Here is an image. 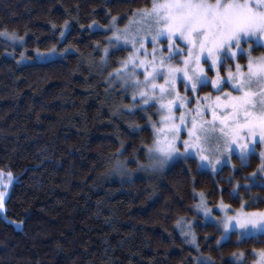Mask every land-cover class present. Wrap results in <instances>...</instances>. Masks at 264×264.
Wrapping results in <instances>:
<instances>
[{
	"label": "trees",
	"instance_id": "16d2710c",
	"mask_svg": "<svg viewBox=\"0 0 264 264\" xmlns=\"http://www.w3.org/2000/svg\"><path fill=\"white\" fill-rule=\"evenodd\" d=\"M151 4L0 0V172L16 179L0 217V264H195L200 256L236 264L231 256L239 251L251 264L254 252L264 251V235L239 241L234 233L218 245L221 228L201 219L195 249L177 228L194 217L196 191L211 205L238 208L234 182L257 170L259 154L247 166L235 156L236 165L217 174L194 158L178 161L154 193L144 178L107 179L120 154L145 162L154 132L147 114L125 110L130 98L107 84L128 50H113L102 65L109 34L103 29L113 20L125 25ZM53 49L62 56L37 60ZM22 57L30 61L20 63Z\"/></svg>",
	"mask_w": 264,
	"mask_h": 264
},
{
	"label": "snow or ice",
	"instance_id": "6c2138e0",
	"mask_svg": "<svg viewBox=\"0 0 264 264\" xmlns=\"http://www.w3.org/2000/svg\"><path fill=\"white\" fill-rule=\"evenodd\" d=\"M141 15L148 16L153 26L155 34L151 36L150 43L155 46L161 40L166 45L158 61L154 48L151 61L140 60L138 65H133L134 69L137 66L141 69L140 75L144 77L143 81H135L133 87L148 90L139 92L143 102L147 104L149 100L155 99L160 109H166L168 113H171L175 101L180 100L177 108L182 106L183 99L175 89L178 75L186 92H196L198 86L204 88L209 85L223 92L222 85L231 86L238 95L225 93L223 100L217 96L215 105L205 109L206 112L211 111L212 117L211 121L203 122L208 124L207 128L203 123L198 128L193 117L192 129L189 130L183 115L180 117L181 126L195 140L201 138L197 135V129L207 139L210 131L215 133L218 121L220 134L225 137L226 143L235 145L240 141H251V151L255 152V145L264 143V57L255 61L250 57L245 66L246 72L242 71L240 64H235V74L229 71L226 79H222L218 72L216 79H211L204 74L200 62L203 59L209 71H213L217 65L227 68L228 61L234 60L238 53L244 55L242 45L251 42L264 46L261 44L264 40V0H152L151 10H145ZM163 52L168 55L164 56ZM178 58L182 67L171 63ZM157 80L163 83L158 84ZM253 88L257 90L253 91ZM167 97L173 99L167 100ZM218 110L222 111L218 114ZM170 120L171 115L164 117L162 124ZM153 128L164 133L163 140H155V152L158 155L153 157L155 164L163 165L180 155L177 147L180 129L174 124L158 130L153 125ZM168 133L171 134L170 139ZM179 143L185 150L190 147L188 140ZM239 146L243 149L248 144L241 143ZM187 155L193 156L194 153L187 152ZM239 155L241 163L246 164L247 154ZM201 159L207 160L208 157L201 156ZM8 177L11 179L10 172ZM4 196L5 193L0 192V210L4 207ZM253 217L259 218L258 221ZM232 219L229 217V220ZM257 222L264 231V213L246 215L244 220L237 219L241 227L246 223Z\"/></svg>",
	"mask_w": 264,
	"mask_h": 264
},
{
	"label": "rangeland",
	"instance_id": "374dc122",
	"mask_svg": "<svg viewBox=\"0 0 264 264\" xmlns=\"http://www.w3.org/2000/svg\"><path fill=\"white\" fill-rule=\"evenodd\" d=\"M152 5V4H151ZM145 10L150 11L151 6L144 8L134 14L129 21L123 25L119 26L117 20H113L109 28L103 29L105 32L109 33L106 39V47L102 51V65H106L108 56L113 50L119 48H125L128 50V56L123 59L118 66L112 70L107 79V84L111 89H120L125 96L130 98L129 106L125 110H142L147 114L148 125L153 129L154 140L152 144L147 149V160L141 163L137 157L136 160H129L128 158H123L122 154L118 158H114L109 176L107 179H119L123 182H131L137 178H144L148 181L149 187L152 193L155 192V187L161 176L167 171L174 163L186 160L189 158H194L198 161L200 169L212 172L217 174L224 166H235L234 157L240 158V153L247 154V163L244 164L247 166L249 164L248 157L252 154H259L261 157V164L257 170L249 175L245 182L235 181L233 187V195L238 196L241 199V205L238 208L232 207L230 204L220 202L217 205H211L206 194L203 192H195L196 195V204L194 206V217L191 219L184 218L178 222V229L183 235L187 243L195 249H199L196 234L194 232V224L197 223L200 219L204 223H215L217 224L222 233L217 242L218 245L230 240L233 238L234 233H237V240H243L245 238L256 237L264 235V231L261 230L259 222L257 223H246L243 227L237 224V219L244 220L246 215L253 213H264V207H257V204L264 201V143H258L255 145V152L251 151L252 142L251 141H240L237 144L233 145L232 143H226L225 137L220 134L219 131V122L217 121V128L215 133L211 131L208 133V138L205 139L203 135L197 129V135L201 138L195 140L193 137L189 136L187 132L183 129L180 123L181 115L184 116L185 123L189 130L192 129L191 120L195 117L197 121V126L201 125L203 122L211 121V111H205L206 108L210 109L211 106L215 105L216 97L220 96L221 100L224 99L225 93L231 92L232 95H238V93L232 91L231 86H223V92H218L213 89L211 85L204 88H197L196 92H186L183 85L180 82L179 75L176 80V93L179 94V97L183 99V104L179 108L177 105L180 104V100L175 101L172 107L171 113L168 111L161 110L159 104L156 103L155 99H151L147 104L143 102V99L140 97V91H148L142 87L137 89L133 87L135 81H143V75H140L141 69L137 66L135 69L133 65H138L140 60L145 62L151 61L153 59V51L155 48V55L157 61L161 56V51L166 45L163 41L158 40L157 44L154 46L150 43L151 36L154 35L153 26L150 24V18L148 16L141 15ZM2 37L7 39L12 44L18 43L21 46L23 41L12 34L2 33ZM5 41V40H4ZM6 42V41H5ZM261 44L264 45V40L261 41ZM183 47V45H181ZM245 49V53L241 56L239 53L234 60L228 61L227 68H221L219 65L213 71L208 70V65L201 59L200 66L204 69V74H206L211 79H216V73H219V76L222 79L227 78V74L231 71L235 74V64H240L242 71L246 72V65L251 57L253 61L257 58L264 57V51L257 50L260 47L254 43H249L242 45ZM164 56H167V52H163ZM37 60H51L57 57H61L62 53L52 51L47 54H38ZM30 61L26 57L20 59V63ZM174 66L182 67L179 64V58L171 62ZM147 66V64L145 65ZM104 70V69H103ZM158 84H162V80L156 81ZM256 91V88L252 89ZM159 95V93H155ZM135 97V100L133 99ZM173 97H167V100H172ZM167 100L165 103H167ZM191 101V102H189ZM198 110V111H197ZM219 111L218 110V114ZM171 115L172 120L162 121L164 117ZM174 124L177 128L180 129L178 136L179 140L177 141V147L179 148V156H175L172 159L166 161L163 165L155 164L153 157L158 155L155 152L157 138L163 140L164 133L154 130L160 129L166 125L170 126ZM205 128L208 127L207 123H203ZM169 139L171 134L168 133ZM188 140L190 147L185 150L183 147H180V141ZM241 143H247V148H240ZM235 148V151L233 150ZM187 152L194 153L193 156H188ZM201 156L208 157L207 160H202ZM135 163V164H134ZM0 175V192H4V207L3 210H0V217H6V201L12 191L13 184L16 179L11 173V179L8 177L6 171H1ZM255 174V175H253ZM243 186L246 187L245 192L243 191ZM255 188V189H254ZM229 217L234 219L229 220ZM258 221L259 218L253 217ZM18 227L22 226V223H16ZM255 259L251 264H264V251L259 250L255 251ZM231 260L236 264H248L247 256L245 252L239 251L236 254L231 256ZM195 264H216L213 259L210 257L200 256L196 259Z\"/></svg>",
	"mask_w": 264,
	"mask_h": 264
}]
</instances>
